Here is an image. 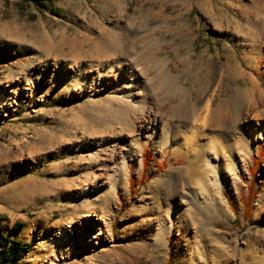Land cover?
<instances>
[{"label": "rangeland", "instance_id": "374dc122", "mask_svg": "<svg viewBox=\"0 0 264 264\" xmlns=\"http://www.w3.org/2000/svg\"><path fill=\"white\" fill-rule=\"evenodd\" d=\"M263 102L264 0H0L3 233L26 264H264Z\"/></svg>", "mask_w": 264, "mask_h": 264}, {"label": "bare ground", "instance_id": "6f19581e", "mask_svg": "<svg viewBox=\"0 0 264 264\" xmlns=\"http://www.w3.org/2000/svg\"><path fill=\"white\" fill-rule=\"evenodd\" d=\"M106 49V48H104ZM109 49V48H108ZM107 50V49H106ZM93 53L94 54H97V56H101L102 54H104L103 51H101V49L97 48V47H94L93 48ZM108 52L111 51V50H107ZM85 56L88 55V52H85L84 53ZM104 56V55H103ZM108 57V56H106ZM97 58V57H96ZM98 60H102V58H97ZM104 59V57H103ZM200 65V64H199ZM184 68V67H183ZM185 68L188 70L190 67L189 63L186 62L185 64ZM193 68V66H192ZM202 69V68H200ZM192 70V69H191ZM190 70V71H191ZM199 70V69H198ZM189 71V72H190ZM195 71V70H194ZM197 72V71H196ZM187 74V73H186ZM191 74V73H189ZM194 74V73H193ZM197 74V73H196ZM198 76V75H197ZM199 77V76H198ZM198 77H193L194 79L195 78H198ZM204 78V75L202 76ZM193 79V83L187 88L184 87L185 90H181V94H182V97L183 99L181 101H179L177 103V107H176V110H175V114L176 113H184V115H182L183 117L186 116L185 118H182L183 120H186L187 122H191L194 127L192 129H189V133H190V136L192 138H196V136L200 133H202L203 129L204 128H212L213 129V125H220V122H218L217 120V117L219 115V112L218 111H214V110H211L210 107L208 106L209 104L206 103L205 105V108H204V111L206 112L204 116H202L201 118H197V112L196 110L193 108V106H191L192 104V99H191V95L193 94V89H195V80ZM191 80V79H190ZM201 80V79H200ZM205 80V79H204ZM203 83V82H202ZM200 84V83H199ZM204 85V84H203ZM199 86V85H198ZM200 87V86H199ZM203 87V86H202ZM201 89V88H200ZM196 98V97H195ZM194 100V98H193ZM196 101V100H195ZM194 102V101H193ZM195 103V102H194ZM262 105H264V102L261 103ZM175 109V108H174ZM259 114H262L264 115V110H260L258 111ZM225 116V115H224ZM116 117V116H115ZM127 117V116H126ZM124 118V117H123ZM181 119V118H180ZM217 121V122H216ZM232 121V120H231ZM121 122V121H120ZM227 122V121H226ZM124 123V122H123ZM219 123V124H218ZM122 125V124H121ZM134 125V124H133ZM132 124L130 125L129 121H125L124 125L122 126L124 130L126 131H129L130 133H133L134 132V126ZM219 127V126H218ZM217 128V127H216ZM128 133V132H127ZM221 138V135L219 134L218 136V141L219 139ZM213 142V143H212ZM216 142V143H215ZM237 143V139L234 140V144H231V145H236ZM211 149L212 151L217 150L216 146H217V139L215 140V138H212L211 139ZM219 144V143H218ZM220 145V144H219ZM218 145V146H219ZM208 146L210 145H207L206 148H204V151L206 152L207 149H208ZM221 146V145H220ZM226 146V145H225ZM215 153V151H214ZM206 153H204L203 155H200L199 158H201L202 161H209V160H206L204 159V155ZM218 155V154H216ZM210 165V164H209ZM207 166V165H206ZM197 169H193L192 172H195L194 175H195V178L200 182V183H205V180H204V176H203V173H201L199 171V168L201 167V165H197ZM196 168V167H195ZM204 170H206V168H204ZM197 176V177H196ZM201 195V194H200ZM209 198V196H208ZM158 226V225H157Z\"/></svg>", "mask_w": 264, "mask_h": 264}, {"label": "trees", "instance_id": "16d2710c", "mask_svg": "<svg viewBox=\"0 0 264 264\" xmlns=\"http://www.w3.org/2000/svg\"><path fill=\"white\" fill-rule=\"evenodd\" d=\"M0 217V264H26L24 257L30 249V244H22L20 241L10 238L3 233ZM14 231L21 230V224H15Z\"/></svg>", "mask_w": 264, "mask_h": 264}, {"label": "crops", "instance_id": "0c3cea01", "mask_svg": "<svg viewBox=\"0 0 264 264\" xmlns=\"http://www.w3.org/2000/svg\"><path fill=\"white\" fill-rule=\"evenodd\" d=\"M8 237L13 238L12 236H8ZM13 239H14V238H13Z\"/></svg>", "mask_w": 264, "mask_h": 264}]
</instances>
